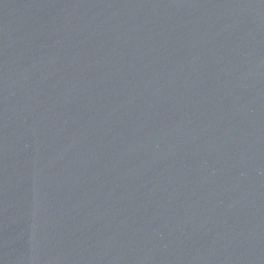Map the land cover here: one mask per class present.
I'll list each match as a JSON object with an SVG mask.
<instances>
[{"label": "water", "instance_id": "95a60500", "mask_svg": "<svg viewBox=\"0 0 264 264\" xmlns=\"http://www.w3.org/2000/svg\"><path fill=\"white\" fill-rule=\"evenodd\" d=\"M0 264H264V0H0Z\"/></svg>", "mask_w": 264, "mask_h": 264}]
</instances>
